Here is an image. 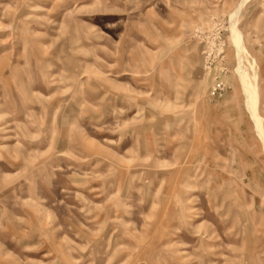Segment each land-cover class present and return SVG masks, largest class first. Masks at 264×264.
<instances>
[{
	"label": "rangeland",
	"instance_id": "374dc122",
	"mask_svg": "<svg viewBox=\"0 0 264 264\" xmlns=\"http://www.w3.org/2000/svg\"><path fill=\"white\" fill-rule=\"evenodd\" d=\"M0 264H264V0H0Z\"/></svg>",
	"mask_w": 264,
	"mask_h": 264
}]
</instances>
